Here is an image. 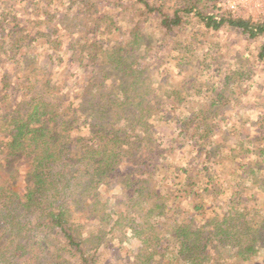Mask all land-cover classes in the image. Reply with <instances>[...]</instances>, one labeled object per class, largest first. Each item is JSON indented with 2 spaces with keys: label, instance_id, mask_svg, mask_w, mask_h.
I'll use <instances>...</instances> for the list:
<instances>
[{
  "label": "trees",
  "instance_id": "16d2710c",
  "mask_svg": "<svg viewBox=\"0 0 264 264\" xmlns=\"http://www.w3.org/2000/svg\"><path fill=\"white\" fill-rule=\"evenodd\" d=\"M215 1L135 0L125 5L121 0L118 19L116 15L103 26L106 18L93 17L95 4L91 0H76L80 14L75 10L69 26L78 27L83 35L92 34L93 41L79 50L85 55L80 62L88 59L92 71L69 87L72 91L81 85L74 102L67 101L68 86H57V93L51 89L50 73L40 81V72L33 69L35 59L26 58V52L21 51L40 38L57 52L58 38L42 33V28L32 38L24 29L0 21V61L6 55V45L21 54L12 66L20 80L16 87L11 89L13 77L0 76V179L5 175L7 180L0 182V264H103L99 248L121 225L139 240L133 264H264V201L259 199L264 195L258 190L264 191V134L245 137L243 155H230L232 168L239 175L233 177L236 186H230L232 180L205 189L191 177L187 179L183 187L189 196L198 190L201 192L194 195L217 201L215 208L194 204L190 218L173 206L176 200L172 201L169 186L160 189L159 175L147 171V163L157 165L162 156L151 132L153 118L176 123L184 144L193 146L208 161L217 151L207 149L215 136L220 138L218 142L226 139L218 130L220 123L228 120L221 116L223 110L236 90L247 92L245 81L252 79L251 73L236 64L220 70L217 74L223 79L212 83L209 98L190 110L179 90L164 96L150 90L155 74L149 63L153 42L149 33H144L145 25L157 24L156 30L166 41L185 32L193 19L205 31L228 28L251 41L264 40V18L249 20L222 13L213 5ZM63 14V19L68 18V12ZM81 14L86 18H80ZM115 31L121 34L118 46L109 39ZM104 34L108 38L104 39ZM106 45L110 47L103 55L100 52ZM173 48L170 54H181ZM75 50L68 47L69 54ZM258 50L260 60L264 41ZM69 57L79 62L77 56ZM52 60L49 55L46 63L51 66ZM157 62L160 64L161 58ZM179 67L181 70L182 65ZM10 90L18 93L17 104L15 94L8 95ZM12 104L17 110L10 113ZM158 114L161 117H155ZM23 157L29 158L28 172L23 185L14 188L8 182L13 177L8 168ZM123 165L126 170L121 169ZM116 176L118 188L114 190L120 193L124 186L131 190L127 188V195L115 199L111 208L102 198ZM203 178L215 181L209 175ZM172 193L176 197V192ZM76 211L83 212L81 219ZM83 222L94 224L92 236H86ZM39 234L45 239L36 240ZM68 255L76 261L71 263Z\"/></svg>",
  "mask_w": 264,
  "mask_h": 264
},
{
  "label": "rangeland",
  "instance_id": "374dc122",
  "mask_svg": "<svg viewBox=\"0 0 264 264\" xmlns=\"http://www.w3.org/2000/svg\"><path fill=\"white\" fill-rule=\"evenodd\" d=\"M91 1L95 4L93 17L103 16L106 18L102 22L103 26L113 22L112 20L116 18V15L118 19L117 7L119 3H122L121 0ZM134 1L123 0V4L129 5ZM75 2L76 0H0V21L2 24H8L12 28L24 29L32 38L40 32L41 28L42 33H51L54 39L58 38L57 52L52 50L45 43L44 39L40 38L33 46H29L28 48L26 46L25 50H21L23 53L26 52V58L35 59L37 65L33 69L36 72H40V77L37 75L40 81L43 78L42 76L50 73L49 81L52 83L51 89H56V93L60 90L56 88L57 86H60L59 88L68 86L67 91H70L69 87L73 83L77 84V82L83 80L92 71L91 67L88 66V59L80 62V59L84 58L85 55H80L79 53L82 46H88L93 41L92 34L86 33L83 35L79 32L78 27L69 26L70 22H74L71 17L75 14V10L80 14V10L78 9L79 3ZM99 3H102V5ZM232 3H235L233 8H230L226 2L223 3L220 0H216L213 5L222 13H229L242 19L261 20L264 18V0L241 2L234 0ZM65 12H68V18L63 19V13ZM83 15L81 14L80 18H86ZM92 19L94 20V18ZM156 28L157 24L155 23L143 26V29H145L144 33H149V37L153 42L149 51V55H151L149 63L154 67L155 74L150 80V90L158 93V96H164L170 90H179L184 96L186 103L184 105L189 109L190 107L203 105L206 102L205 100L210 96L209 92L213 85L212 83H218L220 79H223L217 74L220 70H225L227 67L231 68L233 64H236L237 68L242 67L244 68V72L251 73L250 77L252 78L248 82L245 81L246 94L242 92L243 89L242 91L236 90L233 99L221 114L223 118H227L228 120L220 123L218 130L221 131V137H225L226 139L223 140L221 138V141L218 142L220 138L215 136L214 144L207 148L209 151H214V149L219 151L212 153L214 159L212 158L207 161L203 159L202 153H200L201 156L199 153L197 154L192 148L193 146L189 147L185 145L182 138L178 135V129L180 128H178L176 123L171 122L170 124H166L155 118L150 121L152 124L151 132L154 135L153 140L162 149V156L157 161V165L149 161L151 164L147 163V171H154L156 175H159L160 182L163 185L160 189L164 190L169 186L168 190H171L169 193L172 194V201L176 200L173 206L176 207L178 212H184L186 214H184V217L190 218L194 216L192 214V206L194 204L204 203L205 207L210 205L212 208H215L217 201L210 199V197L201 198L194 195L201 192L198 190H195L189 196L187 189L183 187L187 179L191 177V181L193 180L202 188L208 189L213 184L219 185L220 183L221 185H225L231 182L234 179L233 177L238 178L239 175L232 168L234 163L230 159V155H243L242 150L247 149L245 137H257L264 134V57L260 60L257 59V55L260 54L258 48L264 40L251 41L245 35L228 28H221L215 32L205 31L203 25L199 24L196 19L190 20L185 32H178L167 41L163 35L159 34ZM120 36L118 31L113 32L109 37L110 43L112 42L113 46H118ZM103 37L104 39L108 38L105 34ZM69 46L75 47V52L69 54ZM173 46L181 51L180 55H175V52L170 54L174 49ZM107 47L110 46L106 45L103 47L100 53L106 55L104 49H107ZM161 47L162 50H160ZM4 51L6 55L3 53L5 56L0 61V76L6 73V75L13 77L15 82L11 89H14L17 85L16 83L20 80L17 78V74H15L16 68H12V66L15 61L18 62L19 58L17 55L21 54L17 49L10 50L7 45L4 47ZM49 55H53L51 66L46 63ZM69 55L77 56L79 62L76 59H70ZM16 57L17 60H15ZM159 58H161L160 64L157 62ZM142 61L144 64L148 63L146 60ZM179 63H181L179 66L182 65L181 70L184 66L183 71L180 70ZM206 71L208 72L205 73ZM181 72L184 74H181ZM80 86L76 85L72 91L67 93V101H77V91L79 93ZM198 87L202 88L199 92H197ZM10 93L15 94L13 100H16L17 104L19 100L17 99L18 93H14V90H10L8 95ZM0 101L3 102V99ZM16 106L14 104L10 106V113L17 110ZM159 116L161 117V114L155 117ZM252 146L253 150L256 149L254 145ZM28 161L29 158L27 160L25 157L17 159L8 168L9 171H12L10 175L13 176L8 182L12 185L14 184V188L23 185L22 180L28 172ZM203 166H206V169ZM125 167L123 165L121 169L126 170L127 167ZM262 168L264 169V164ZM212 172H214V175H212ZM204 175H209V178L215 179V181H206V178H203ZM5 177V175H2V179H0L1 183L7 181ZM113 179L115 180L111 183L110 189L106 190L102 198L103 203L111 208L115 205V199L118 201V199H123L127 195L125 192L127 188L131 190L130 187L124 186L126 189L118 193L117 190H114L118 188V176ZM169 184L172 188H170ZM236 184L237 182L233 180L230 186L234 187ZM258 190L264 195L262 189ZM172 192H176V197ZM131 194L135 193L132 192ZM259 199L264 201V196L260 195ZM204 200L209 201V203L206 204ZM221 206V202H219V209H222ZM111 211L114 212L113 210ZM219 211L221 212L222 210ZM76 215L81 219L83 212L76 211ZM138 222L136 220V223ZM83 224L87 231L86 236H92V233H95L96 229L94 224H85L84 222ZM37 239L43 240L45 238L43 234H39L36 237ZM138 247L139 240L133 235V232L129 231L128 227L121 225L119 228L118 226L115 227L107 242L100 246L98 254H100L103 264H133L136 260ZM85 248H89L88 245H85ZM87 250L89 251V249ZM70 257L71 255L68 257L71 263H74L76 260Z\"/></svg>",
  "mask_w": 264,
  "mask_h": 264
},
{
  "label": "built area",
  "instance_id": "2783aa9c",
  "mask_svg": "<svg viewBox=\"0 0 264 264\" xmlns=\"http://www.w3.org/2000/svg\"><path fill=\"white\" fill-rule=\"evenodd\" d=\"M220 1L223 3L226 2L230 8H233L235 6V3H232L234 0H220ZM239 1L241 2V1H247V0H239Z\"/></svg>",
  "mask_w": 264,
  "mask_h": 264
}]
</instances>
